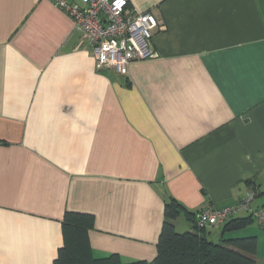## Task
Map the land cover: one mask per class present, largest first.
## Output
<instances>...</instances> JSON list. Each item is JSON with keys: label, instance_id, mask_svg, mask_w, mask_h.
<instances>
[{"label": "crops", "instance_id": "obj_1", "mask_svg": "<svg viewBox=\"0 0 264 264\" xmlns=\"http://www.w3.org/2000/svg\"><path fill=\"white\" fill-rule=\"evenodd\" d=\"M130 3L164 27L123 76L51 1L0 0V264H54L67 211L95 216L96 258L152 263L172 199L264 210V0ZM249 236L258 264L257 222L225 238Z\"/></svg>", "mask_w": 264, "mask_h": 264}, {"label": "trees", "instance_id": "obj_2", "mask_svg": "<svg viewBox=\"0 0 264 264\" xmlns=\"http://www.w3.org/2000/svg\"><path fill=\"white\" fill-rule=\"evenodd\" d=\"M199 213L188 211L175 199L170 200L165 206V221L155 260L124 263L117 254L95 257L90 242V232L96 224L93 214L67 211L63 221L64 244L54 264H257V236L225 238L226 234L242 231L254 222L264 230V223L254 214L229 219L222 227L221 239L216 242L210 238L208 230L216 226L200 227ZM183 214L192 222V231L180 233L176 230L175 221Z\"/></svg>", "mask_w": 264, "mask_h": 264}, {"label": "built area", "instance_id": "obj_3", "mask_svg": "<svg viewBox=\"0 0 264 264\" xmlns=\"http://www.w3.org/2000/svg\"><path fill=\"white\" fill-rule=\"evenodd\" d=\"M49 1L73 19L76 30L90 46L98 70L113 69L127 76L133 62L158 56L152 47L153 38L164 26L152 13L132 9L130 0ZM253 199L249 194L236 206L204 209L198 215V225H223L239 210H250ZM254 215L264 223V211Z\"/></svg>", "mask_w": 264, "mask_h": 264}, {"label": "rangeland", "instance_id": "obj_4", "mask_svg": "<svg viewBox=\"0 0 264 264\" xmlns=\"http://www.w3.org/2000/svg\"><path fill=\"white\" fill-rule=\"evenodd\" d=\"M254 199H255V196H254ZM254 199H253V200H254ZM257 200H260V199H257ZM216 231H219V229L217 228ZM213 232H214V231H213ZM209 236H210V235H209ZM211 238H212L213 240H215L216 242H219V240H220V239H218V238L216 239V237L213 238V235H212ZM262 243H263V246H264V238H263V240H262ZM261 258H262V259H261V261H260L258 264H264V252L262 253Z\"/></svg>", "mask_w": 264, "mask_h": 264}]
</instances>
